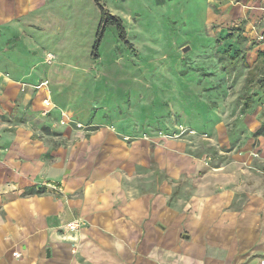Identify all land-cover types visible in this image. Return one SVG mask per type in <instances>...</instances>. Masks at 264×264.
Masks as SVG:
<instances>
[{
  "label": "crops",
  "instance_id": "obj_1",
  "mask_svg": "<svg viewBox=\"0 0 264 264\" xmlns=\"http://www.w3.org/2000/svg\"><path fill=\"white\" fill-rule=\"evenodd\" d=\"M207 1L264 22V0ZM101 16L95 0H0V264H264L250 142L207 163L198 139L166 136L169 109L160 129L97 114Z\"/></svg>",
  "mask_w": 264,
  "mask_h": 264
},
{
  "label": "rangeland",
  "instance_id": "obj_2",
  "mask_svg": "<svg viewBox=\"0 0 264 264\" xmlns=\"http://www.w3.org/2000/svg\"><path fill=\"white\" fill-rule=\"evenodd\" d=\"M214 3L102 0L107 11L123 20L131 44L114 25L106 26L99 57H92L91 62L95 78L102 77L96 83L102 89H96L93 99L102 100L97 113L102 119L126 129L131 125L160 129L168 124L160 113L169 109L170 129L180 133L171 130L166 136L185 134L189 140L198 139L195 153L207 163L247 158L244 147L250 142L254 149L249 155L255 159L250 175L257 179L252 181L254 187L264 180V164H259L264 161V136H254L264 123V22L252 23V27L249 17ZM186 45L191 48L185 52ZM82 57V53L69 55V60L79 62ZM251 65L256 67L250 88L255 101L241 114L240 93ZM191 129L203 132L192 134ZM211 129L222 130L216 138ZM235 166L242 173L248 169L247 165Z\"/></svg>",
  "mask_w": 264,
  "mask_h": 264
},
{
  "label": "trees",
  "instance_id": "obj_3",
  "mask_svg": "<svg viewBox=\"0 0 264 264\" xmlns=\"http://www.w3.org/2000/svg\"><path fill=\"white\" fill-rule=\"evenodd\" d=\"M95 1L99 5L102 13L100 28L96 36L95 44L92 51L93 58H98L99 57L98 50L102 42L105 28L108 25H114L118 30V32L120 33L121 38L129 44H131V42L127 39V35H126L127 32L125 30L123 20L119 16L113 15L112 13L107 11L105 7L102 5L101 0H95ZM220 59L222 60L223 58ZM255 80H256V67H252L248 71V76L245 83V89L240 93V97L242 99V104L240 106L241 114H246L249 111V109L253 106L255 99L253 94L250 92V88L252 87ZM260 135H264V123H262L260 128H258V130L254 132V136H260Z\"/></svg>",
  "mask_w": 264,
  "mask_h": 264
},
{
  "label": "built area",
  "instance_id": "obj_4",
  "mask_svg": "<svg viewBox=\"0 0 264 264\" xmlns=\"http://www.w3.org/2000/svg\"><path fill=\"white\" fill-rule=\"evenodd\" d=\"M52 57H54V55L53 54H48V58H52ZM46 103H47V105H49L50 104V102L48 101V100H46ZM71 226H78L79 225V223H76V222H73V223H71L70 224ZM18 255H20V254H18Z\"/></svg>",
  "mask_w": 264,
  "mask_h": 264
},
{
  "label": "water",
  "instance_id": "obj_5",
  "mask_svg": "<svg viewBox=\"0 0 264 264\" xmlns=\"http://www.w3.org/2000/svg\"><path fill=\"white\" fill-rule=\"evenodd\" d=\"M190 48H191V46L190 45H186L185 47H183V51H188V50H190Z\"/></svg>",
  "mask_w": 264,
  "mask_h": 264
}]
</instances>
